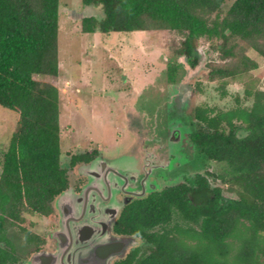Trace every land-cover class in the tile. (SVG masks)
Instances as JSON below:
<instances>
[{
    "label": "trees",
    "instance_id": "trees-1",
    "mask_svg": "<svg viewBox=\"0 0 264 264\" xmlns=\"http://www.w3.org/2000/svg\"><path fill=\"white\" fill-rule=\"evenodd\" d=\"M225 1L81 0L102 12L100 18L83 17L81 32L178 34L179 46L166 64L172 84L181 67L176 60L183 57L194 69L199 61L195 43L203 40L220 62L207 66L208 79L223 81L257 69L246 55L234 52L231 39L245 42L264 59V0H233L222 15ZM58 8L59 0H0V107L17 115L0 154V264L18 260L10 230L33 251L41 248V237L24 215L54 216L55 199L70 186L69 170L98 154H74L67 167L60 162L59 92L39 79L59 73ZM243 97L249 106L236 97L228 110L196 107L186 115L188 139L206 160L222 163V173H196L185 183L124 205L113 233L140 240L142 246L114 264H264V90L245 88ZM208 177L230 185L237 197H224Z\"/></svg>",
    "mask_w": 264,
    "mask_h": 264
},
{
    "label": "rangeland",
    "instance_id": "rangeland-1",
    "mask_svg": "<svg viewBox=\"0 0 264 264\" xmlns=\"http://www.w3.org/2000/svg\"><path fill=\"white\" fill-rule=\"evenodd\" d=\"M232 2L225 1L221 7L222 15ZM58 14L59 73L57 77L39 79L51 83L59 92L61 165L67 167L74 154L96 151L98 154L94 159L104 160L117 172L116 176L111 171L106 177L101 175L99 179L91 180L82 174L83 165H78L68 172L69 188L79 186L81 177L85 184L96 181L103 187L105 178L112 185L113 200L122 203L124 198H116V195L125 194L123 191L127 192L132 184L138 186L137 178L143 174L142 155L149 153L157 157L158 149L168 150V146L174 152L173 167H181L177 181L193 178L196 173H222V163L206 160L193 144H189L188 151L182 146L188 142L190 133L187 118L196 107L228 110L234 106L236 97L249 106L251 101L243 100V91L245 88L264 90L263 58L245 42L231 39L229 45L236 44L234 52L246 55L257 64V69L223 80L225 82L211 81L207 66L220 63L218 53L208 43L199 40L195 43L198 65L191 69L185 59L179 57L176 61L181 67L176 83L172 84L166 79V64L179 46L181 37L178 34L168 30L108 35L82 33L81 19L90 16L100 18L102 12L99 7L83 6L81 0H59ZM16 121L15 113L0 107V154L7 146ZM161 135L165 138L164 145L162 142L154 143L153 139ZM173 138H176V145L170 146ZM97 161L90 166H98ZM168 174L164 170L161 177L166 179ZM124 179L128 180L127 184ZM208 179L211 186L222 189L224 197H237L230 185L211 177ZM113 181L119 184L118 189ZM55 211L50 218L24 215L27 226L32 225L30 230L41 237L40 247L44 250L53 249L51 234L58 228V212ZM7 236L22 258L33 251L34 248L27 246L15 229L10 230Z\"/></svg>",
    "mask_w": 264,
    "mask_h": 264
},
{
    "label": "water",
    "instance_id": "water-1",
    "mask_svg": "<svg viewBox=\"0 0 264 264\" xmlns=\"http://www.w3.org/2000/svg\"><path fill=\"white\" fill-rule=\"evenodd\" d=\"M97 159L82 166L83 175L92 180L99 179L101 175L106 177L105 175L112 171L116 176L114 167L111 169L108 167L109 163ZM95 161L98 166L92 168L90 163ZM124 180L127 184L128 180ZM112 183L115 188H119V184L114 181ZM153 190L155 188L123 192L141 198L146 192ZM113 198L115 195L112 185L105 178L103 187L96 181H91L85 184L79 193L71 188L63 191L54 205L59 216L58 229L51 235L56 240V250L53 253L36 252L27 264H111L115 258H123L127 250L135 247L138 242L132 237L111 234L114 219L120 209L130 201L127 198L118 203ZM106 202L108 204H105Z\"/></svg>",
    "mask_w": 264,
    "mask_h": 264
},
{
    "label": "flooded vegetation",
    "instance_id": "flooded-vegetation-1",
    "mask_svg": "<svg viewBox=\"0 0 264 264\" xmlns=\"http://www.w3.org/2000/svg\"><path fill=\"white\" fill-rule=\"evenodd\" d=\"M163 139H165V138H163V136L161 135V137L153 139V142L154 143L162 142V144H163ZM175 140H176V138H173L172 140H170V142H169L170 146H175L176 145ZM187 141L188 142L185 143V144L182 143V146H184L186 148V150L188 149L189 144H192L189 139H187ZM183 142H185V140H183ZM158 150H159V152H158V156L157 157H155L154 155L149 154V153H145L144 156L142 155V157H144V159L142 160V164H141V170H142L141 173H143L142 174V177H138L137 178L138 179V181H137L138 186L132 184L130 186L131 188L129 189V191L131 190V191L136 192V191H141L142 189H150V188H155V190H157V191L160 190L161 191L162 189H164L166 187H170V186H174V185H177V184L185 183L189 179V178H185V179H182V180H178L177 181V176L180 174V172H179V167L180 166H178V165L176 166L175 165V167H173V164L174 163H172V159L174 158V155H173L174 152H172L173 149H171V147L168 146V150H164V151L162 149H158ZM146 155H147L148 158H145ZM186 162H187V160H186ZM82 165H84V164H82ZM171 166H172L173 169L171 168ZM168 169L169 170L171 169V171H168ZM180 169H181V167H180ZM164 170L169 173L168 176L165 175V178L166 179H164V178L161 177V173ZM173 174H176V175H174V177H173ZM145 175L147 177L142 182V178ZM130 177H131V175H130ZM84 185H85V182L84 183H81L79 185L80 189ZM156 185L158 186V188L156 187ZM80 189H79V191H80ZM73 190H74V192L79 193V191H76L75 189H73ZM148 193L149 192H146L145 195H147ZM116 198H119V199L124 198V200L127 199V198H129V200L131 201L132 199H134L136 197H132L130 195H125V194L119 193L118 195H116ZM58 222H59V216H58V213H57V223ZM111 234L114 235V236H119L117 234H114L112 229H111ZM120 237H123V236H120ZM52 240H53V244H52L53 249H50V250H47L46 249V250H44L41 247L37 251L35 250V251L30 252V254L28 255V257H26L27 259L25 257L22 258L20 256L19 252L16 250L17 251L16 253L18 254V255L16 254V257H18V260H17V263H15V264H27V262L29 261L30 257L34 253L39 252V251H43L44 250V251H47V252H55V250H56V240L54 238H52ZM135 240L138 242L137 246H135V247H141L142 246V242L140 240H137V239H135ZM1 247H3L2 242H0V248ZM132 249H133V247L129 248L127 250L126 254L128 252H130ZM26 256H27V254H26ZM121 259H115V260H113L111 262V264H114L115 261H118V260H121Z\"/></svg>",
    "mask_w": 264,
    "mask_h": 264
}]
</instances>
